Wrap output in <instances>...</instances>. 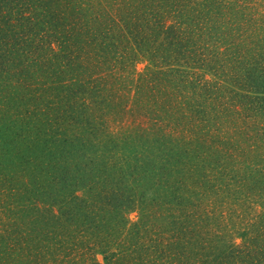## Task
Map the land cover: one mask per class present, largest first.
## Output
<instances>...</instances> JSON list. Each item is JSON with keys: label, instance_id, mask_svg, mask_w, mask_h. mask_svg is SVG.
I'll return each instance as SVG.
<instances>
[{"label": "trees", "instance_id": "16d2710c", "mask_svg": "<svg viewBox=\"0 0 264 264\" xmlns=\"http://www.w3.org/2000/svg\"><path fill=\"white\" fill-rule=\"evenodd\" d=\"M145 1L147 11L139 15V9L143 6V3H140ZM153 1L156 2V0ZM168 2L166 1V5ZM138 5L140 8L135 9ZM120 7H124L127 11L120 15V19H112L114 23L110 25L114 24L117 30L121 29V34L130 41L138 40L139 43L150 41L151 38L148 37L154 32L150 30L161 27L160 30L163 32L159 31L158 38L163 33L164 38L160 43L168 47L162 48L161 45L159 48L155 47L154 56L151 55L154 60L159 61L164 55L167 57V53V58L173 59L176 49L181 52L187 50L188 53L195 52L191 50L192 47L184 49L183 43L192 42L191 30L195 29L196 25L192 28L190 22L197 19L196 27L199 30L204 29V26L198 23L203 20V17L191 19L190 13L187 14V18L173 16L177 21L185 22L179 24L176 21L174 24L165 26L161 24L158 18L159 12L150 0H128L125 3L121 2ZM100 8L104 9V12L107 11L98 0H0V264H100L96 258L97 254L104 257L105 264H264L263 162L260 161L258 171V164L250 167V182L245 184L247 189L243 193H231L229 186L225 187L224 184L220 186L227 188L226 192L221 190L223 194H227V197L221 198L223 200L221 206L228 205L221 210V216L226 215L231 218L232 213L238 215L236 220L232 218L227 225L233 228L232 223H234V227L238 229L234 233L225 231L226 224L213 223L211 218L204 220V215L199 219L196 212L183 210L174 213L172 209L175 207H170L172 204L177 205L182 202L181 192L188 190L184 184L189 185L190 182L197 183L194 180H201L200 185L206 188L214 187L212 184L209 185L211 177L210 172L206 171L207 168L214 172L215 169L223 167L230 175L232 174L227 161L224 160L230 154L229 147L222 152L218 150L219 148H214V144L209 141L210 139L214 142L217 123L219 124L221 120L225 123L229 119L230 123L234 121L232 125H235L234 128L237 127L236 131H240L239 134H247L248 141L256 140L255 133L259 134L258 128L252 130L254 128L249 119L252 120L251 114L258 111L260 105L264 106V56L259 59L262 53H258L256 46L252 48L248 37L239 40L240 44L233 47V44L243 35L238 32V27L228 34L225 32L218 34L216 42L221 41L218 46H209L210 39L207 42L206 49H209V52H207L208 57L205 54L207 61L205 65L221 73L219 72L220 78L217 80L220 92L216 108L219 111L215 108L216 102L214 105L208 103L207 95L212 90L208 85L209 82L203 85L207 101L198 103L203 104V109L206 110L203 115L206 122L203 132L205 129L209 130L208 144L205 145L209 156L207 154L202 166L194 167L193 161L198 153L190 155L193 150L179 144L181 141L179 137V142L176 138H172V143L177 141L178 144L170 145L167 156L160 150L165 164L167 163L169 167L167 171L173 172L172 181L164 176L151 178L153 191H158V194L141 189L139 198L131 194L128 198L120 197L122 194L117 190L126 180V183H129V171L125 174L126 177L119 176L118 182L113 183V186H116L105 191L106 195L103 194L109 199V208L108 205L98 208L89 201H79L78 198L81 197L79 194L72 198V203L68 204V207H60L59 212H56L49 202L40 200L39 188H44L47 184L48 194L55 195L54 200L57 201V197L62 192L58 187L78 186L75 185L78 183L74 178L78 179V175L81 176L80 164L84 159L81 148L71 147L69 142L65 147L66 140H63L65 133H62L60 138L51 136L54 142L60 140L63 144L55 150L56 154L60 151L62 156L57 158L50 144L48 148H44L41 156L42 164L49 169V173L54 171L52 174L54 176L49 174L44 182L39 183V180L35 179L36 181L32 182L30 187L29 185L25 187L27 182L20 179L26 169H30L25 166L28 160H23L27 156L21 153L25 148L22 141L16 138L8 141L9 137H16L19 134L17 128L13 129V126L21 120L16 119L18 116L16 110L18 108L25 110V115L22 117L26 121L24 128L27 132L29 128L32 131L31 126L38 118L40 110L37 105L30 106L28 102L40 99L38 96L46 97L49 100H42H45L51 108L52 98L64 102L72 88L81 87L82 90V87L87 86L85 71L89 69L84 66V62L91 59L90 54L93 52L94 56H100V41L97 33L99 28L102 29L101 26L106 17L100 16ZM208 9L210 10L207 11ZM218 9H221L220 13L223 15L226 3L208 0L200 9L194 10L206 17L212 11L213 15H217L215 12ZM134 15L136 17L131 21ZM105 39L112 40L110 37ZM104 49L107 48L104 47ZM114 57L116 58L115 55ZM177 69L167 72L171 78L175 79L176 85L179 80ZM239 70L248 71L247 78L252 80L254 74L260 76L256 89L244 81L245 75ZM68 75L72 76L65 78ZM183 80L186 82L184 76ZM176 89L178 86H173L171 92L175 93ZM229 94H233V97H229ZM236 98L239 100L235 101ZM183 102L186 101L182 99ZM194 105H190L189 109H192ZM178 110L180 113L183 112L181 109ZM68 111L65 117L70 119L72 116L68 114ZM174 116L180 121L184 119V115L175 114ZM10 117L13 119L10 120ZM10 124L12 126H9ZM176 124L179 125L177 122ZM261 131L264 138V128ZM200 146L203 149V144ZM251 149L254 150L253 146ZM37 152L39 153L35 150V154ZM37 167L41 166L36 165ZM36 168L34 165V168L30 170L34 172ZM88 169V175L92 176L89 182L94 187L96 182L100 183V177L97 175L96 179L94 173L100 170L96 165ZM142 169L144 166L141 167ZM44 171L47 170L44 168ZM184 171L189 173V176L187 175L189 183L183 176L186 175ZM175 175H178V178ZM32 177L35 178V175ZM53 177H57L54 178L55 182ZM143 180L145 177L138 176L136 185L142 184ZM50 186H54L52 190L56 192H50ZM256 189L259 195L257 201ZM43 192L46 193L45 190ZM163 192L167 193L166 197L168 195L171 197L167 201L168 218L165 222L160 216L153 215L149 211L153 210L152 207L159 201V194ZM227 199L231 204H228ZM242 201L244 204L241 207L245 206L244 213L235 212L238 203ZM255 201L261 203L262 211H256ZM75 203L77 206L74 205ZM127 207L140 209L141 214L137 222L126 220L124 213L126 209H129ZM100 223L103 228H100ZM82 233L84 236L87 235L85 240L78 239ZM235 236H237L236 239Z\"/></svg>", "mask_w": 264, "mask_h": 264}, {"label": "rangeland", "instance_id": "374dc122", "mask_svg": "<svg viewBox=\"0 0 264 264\" xmlns=\"http://www.w3.org/2000/svg\"><path fill=\"white\" fill-rule=\"evenodd\" d=\"M98 1H100L107 11L104 12V9L101 10L100 8V16H106L102 23L104 26L100 24L102 25V29L99 28V33H97L98 40L100 41V56H94L93 52V54H90L92 56L91 59L84 62V66L89 69L85 71V83H87V86L82 87V90L81 87L72 88L69 92V97L64 102H61L60 99L52 98L53 104L51 108L48 107L45 100H42L47 99L46 97L38 96L40 99L28 102L30 106L37 105L40 110L38 118L35 119L31 126L32 131L29 128V132L24 128L26 121L22 118L25 115V110L18 108L16 110L18 115L16 119L21 120L13 126V129L16 130L17 128L19 134L16 137L11 136L8 138V141L14 140V138L22 141L23 148L25 149L22 148L21 153L27 156L23 160H28L27 165L23 163L25 166L30 169L34 168V165L35 168L36 165L41 166L37 167L34 172L26 169L20 178L21 180L24 179V182H27L25 187L27 185L30 187L31 183L36 180H39L38 183L44 182L46 180L45 177L49 174L54 176L52 175L54 171L49 173V169L44 167L41 159L42 151L45 150L44 148H48L49 144L52 146L51 149L54 148L53 153L62 144L60 140L54 142L53 138H51L52 135L60 138L62 137V133H65L63 137V140H66L64 142L65 147L69 142L72 145L71 147L77 146V148H81V154L84 156V159L80 165L82 172L84 170V173L87 174L80 171L81 176L78 175V179L77 177L74 178L78 183L75 184L76 186L78 185L77 187H58L59 191L63 193L59 194L57 201L54 200L55 195L50 196L48 194L49 188L47 184L46 187L39 188L38 194L40 200L49 202L56 212H59L60 207H68V204L72 203V198L79 194L81 196L80 199L78 198L79 201H89L91 204L94 203L98 208L108 205L109 208V199L104 197L107 193L105 191L109 190L114 182H118L117 178L119 176L126 177L125 174H128L129 171V183H126V180L117 190L118 193L122 194L120 197L128 198L129 194H131V196L134 195L135 198H139L141 189L149 193L153 192L152 194H158V191H153L154 186L151 178L153 176H164L172 181L173 173L167 171L169 167L167 163L165 164L160 150L162 153H166L165 155L167 156V149L169 150L171 148L170 145L174 143L178 144V137L181 139L179 144L186 145L190 150L194 151H191L190 155L198 153L193 161L194 167L202 166L207 154L209 156L207 147H205L207 138H209V130L205 129L203 132V127L206 124L203 115L206 110L203 109V104L198 103L207 101L206 90L203 85L209 82L210 84L208 85L212 90L207 95L208 103L214 105L216 102L215 108L218 106L220 88L217 85V80L220 78L218 75L221 73L220 71L209 69L205 65L207 62V52H209V49H206L207 46L220 45L221 41L220 43L216 42L217 35L221 32L228 34L232 29L238 27V32H241L243 35L233 44V47H236V44H240L239 40L248 37V42L251 43L252 48L256 46L258 53H262L259 59H262L264 56V0H219L223 1L224 4L226 3L224 14L221 15V9H218L215 12L217 15H213L212 11L206 17L202 16V13H196L194 9H200L203 3H207L208 0H188V2H185V0H156V2L150 0L153 2V7L159 12L158 18L161 20V24L165 26L174 24L177 21L173 16L187 18V14L190 13L192 15L191 19L195 17H200L201 19L203 17V20L198 23L203 25L204 29L199 30L196 27L198 25L197 19L190 22L192 28L196 25L195 29L191 30L192 42L188 44L183 43L184 49L192 47L191 50H195V52L188 53V50L181 52L176 49L173 53V59L167 58V53V57L164 55L159 61L154 60L151 55L154 56L155 47L159 48L160 45L162 48L168 47L160 43L164 38L163 33L158 38L159 31L163 32L160 30L161 27L150 30L151 32L154 31L148 37L151 38L150 41H145L144 43H139L138 40L130 41L121 34V29L117 30V26L114 27V24L110 25L114 23L112 19H120V15L127 11L124 7L121 8L120 4L128 0ZM166 1H169L168 5H166ZM142 3L143 6L141 8L139 5L135 7V9L140 8L139 15L147 11L146 1L140 4ZM194 14L196 15L194 16ZM135 17L134 15L131 21ZM180 22L177 21L179 24ZM103 37H110L112 40H104ZM209 39L210 42L207 45ZM104 47L107 49H104ZM175 68H178V85L175 84V79L167 74L168 71ZM239 72L245 75L244 81L256 89V83L261 79L259 78L260 76L254 74L252 80L247 78L249 75L248 71L243 72L239 70ZM71 76L68 75L65 78H70ZM183 76L186 82L183 80ZM57 77L60 78V76ZM173 86H178V89L174 91L175 93L171 92L173 91ZM38 94H40L39 91ZM229 97L232 98L233 94H229ZM182 99L186 102L182 103ZM236 100L238 101L239 98H236ZM192 104H195V107L193 106L192 109H189ZM178 109H181L183 112L180 113ZM216 110L219 111L218 108ZM67 111L72 116L70 119L65 117ZM175 114L184 115V119L180 121L174 116ZM250 118L252 120L249 119V122L254 128L252 130L258 128L259 131V134L255 133L257 136L256 140L252 141L247 140V134H239L240 131H236L237 127L234 128L235 125H232L234 121L230 123V119L225 123L221 120L219 124L217 123L218 125L216 124L215 132L217 133L214 134V137L211 134L216 144L210 139L209 141L214 144V148H219L218 150L222 152H225L226 148L229 147L230 154L224 160L227 161L232 174L230 175L227 169L223 167L215 169L214 172H211L206 167V171L210 172L211 177L209 185L212 184L214 186L206 188L200 185L201 180H194L197 183H189L187 178L189 173L184 171L186 175H182L186 178L187 183H189V185H184L188 190L181 192L180 200L182 202H177V205L175 203V205L172 204L170 206L171 208L175 207L172 209V212L179 213L183 210L196 212L199 219L204 215V220L211 218L213 219V223L220 222L221 224H226L224 226L226 232L234 233L238 230L232 222L233 228L231 225L227 227L228 222L232 218L236 220L238 215L232 213L231 218L226 215L221 216V210L228 205L221 206L223 201L221 198L227 197V194H223L221 190H225L224 192H226L227 188L224 189L220 186L222 184L225 187L226 185L229 186L231 193H243L247 189L245 188V184H249L250 182V167L258 164V171L260 161L263 162L262 166H264V138L262 137L263 131H261L264 128V106L260 105L259 110L252 113ZM11 119L13 118L10 117ZM9 126L12 125L10 124ZM172 138H176L178 142L174 141L172 143ZM253 143L255 145H252ZM201 144H203V149L200 146ZM251 146H253L254 150L251 149ZM35 150H38L39 153L35 154ZM200 153L202 155H199ZM56 155L57 158L62 156L60 151L57 154L55 153ZM93 162L95 164H92ZM73 165L76 166L75 163ZM94 165L98 166L100 170L98 173L96 171L94 173L96 179L97 175L100 177V183L96 182L93 187L89 182L92 176L88 175V168L94 167ZM142 166H144V169L141 170ZM44 168L47 170L46 172ZM33 175H35V178L32 177ZM137 175L145 177L146 181L143 180L142 184L136 185ZM175 176L178 178V175ZM48 184H50V181H48ZM61 186L63 187V185ZM50 187V192H54L55 190H52L54 186ZM44 190L46 193L43 192ZM66 190L68 191L66 192ZM28 192L30 193L31 191ZM166 194L164 192L160 193L158 203H155L154 206L152 205L153 210H149L153 215L160 216L163 222L168 218L166 208H168L169 204L167 201L171 198L169 195L166 197ZM232 196L235 197V195ZM255 196L257 201L259 199L257 189L255 190ZM256 201L254 202L256 211H262L261 203H257ZM227 202L231 204L228 199ZM242 204H244V201L238 203L236 207L237 211L235 212L244 213L245 206L242 208ZM74 205L77 206V203ZM130 210H133V212L129 213ZM140 212L138 207L135 209L129 208L126 209L124 216L126 215L127 221L129 219L131 222H137L141 214ZM108 218H110L109 215ZM109 226L111 227L112 225ZM100 228H103L101 223ZM171 234L172 231L170 232ZM88 235L90 237V233ZM86 237L87 235L84 236V233H82L78 239L84 238L85 240ZM234 238L236 239L237 236ZM96 258L100 261V264H105L104 257L101 254H97Z\"/></svg>", "mask_w": 264, "mask_h": 264}]
</instances>
